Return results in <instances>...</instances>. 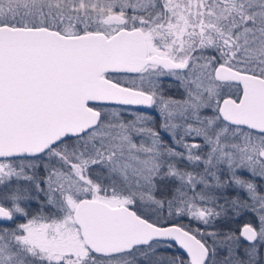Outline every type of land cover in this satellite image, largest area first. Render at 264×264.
Wrapping results in <instances>:
<instances>
[{
    "label": "snow or ice",
    "instance_id": "obj_1",
    "mask_svg": "<svg viewBox=\"0 0 264 264\" xmlns=\"http://www.w3.org/2000/svg\"><path fill=\"white\" fill-rule=\"evenodd\" d=\"M0 264H264V0H0Z\"/></svg>",
    "mask_w": 264,
    "mask_h": 264
}]
</instances>
